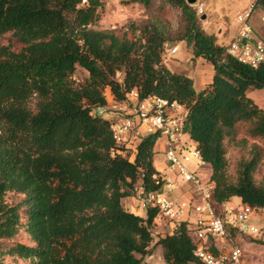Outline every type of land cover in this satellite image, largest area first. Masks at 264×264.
<instances>
[{
	"label": "trees",
	"instance_id": "1",
	"mask_svg": "<svg viewBox=\"0 0 264 264\" xmlns=\"http://www.w3.org/2000/svg\"><path fill=\"white\" fill-rule=\"evenodd\" d=\"M153 1L121 3L147 7ZM195 4L158 0L159 13L179 10L177 29L150 17L132 25L140 33L130 38L93 28L101 0H0V37L11 33L21 45L0 47V264H147L159 211L147 206L142 217L122 199L135 196V188L141 195L162 190L164 179L153 163L162 136L148 133L134 150L118 144L111 119L95 112L107 104L105 86L116 102L136 89L140 99L156 95L183 104V133L210 167L212 204L237 196L243 205L264 209V176L255 177L264 157V108L247 95L264 87V63L254 67L229 55L201 27ZM255 8L264 12V0H255ZM176 41L212 63V80L203 89L163 62L165 46ZM77 67L88 77L75 85ZM230 146L241 152L232 165ZM20 233L28 242L15 240ZM154 245L165 264H203L194 255V228L187 221ZM205 245L219 253L213 237Z\"/></svg>",
	"mask_w": 264,
	"mask_h": 264
},
{
	"label": "built area",
	"instance_id": "2",
	"mask_svg": "<svg viewBox=\"0 0 264 264\" xmlns=\"http://www.w3.org/2000/svg\"><path fill=\"white\" fill-rule=\"evenodd\" d=\"M195 10L198 15H201L203 13L202 5L196 3ZM177 49V44L166 45L163 57L165 53L173 54ZM226 52L242 63L254 67L264 63V41L254 38L247 19L241 23L235 35L226 45ZM111 106L115 111L110 112V109L108 110ZM111 106H108L107 103L96 108L95 112L111 119L110 127L118 144L129 146L132 143L131 136L140 138L139 127L141 125H144L147 133L158 132L166 139L165 159L168 166L183 181L191 183L196 188L202 203L195 205L194 210L200 214H205V216L197 220L194 228L196 237L194 255L203 264H241V250L230 236L229 227H236L242 233L256 236L260 232V227L250 222L255 209L243 204L240 206H222L219 211L215 209L211 202L214 183L209 178L200 179L195 172L189 170L185 163L191 157L202 161L199 150L196 147L188 149L184 146H177L179 137L183 134L187 115L186 107L177 101H168L156 95H149L140 99L136 89L130 90L122 102L114 101ZM117 111L125 113L124 115H115L116 119L112 120L111 113L114 114ZM166 187V191H149L143 195L140 194L139 189L135 188V196L142 207H155L158 209V213L161 212L164 217L173 220L174 228L182 221V208L185 203H177L170 193L173 189L170 180L166 182ZM208 236L219 238L227 243L228 251L219 252L217 255L213 254L205 245V238Z\"/></svg>",
	"mask_w": 264,
	"mask_h": 264
},
{
	"label": "rangeland",
	"instance_id": "3",
	"mask_svg": "<svg viewBox=\"0 0 264 264\" xmlns=\"http://www.w3.org/2000/svg\"><path fill=\"white\" fill-rule=\"evenodd\" d=\"M103 6L101 8V18L93 28L96 29H115L118 34L124 32L127 33L128 37L132 38L139 35V28L136 30H131L132 25L134 27H140L143 21L150 19V17H161L165 20L169 26L176 30L178 23L179 10L173 8H164L161 13L157 10L158 0H154L151 5L145 7L139 3H129L123 4L121 0H101ZM254 0H197L203 7V13L205 15L204 19H201L199 15V23L201 27L208 33L209 31L217 34L219 26H235L243 22L244 19L248 18V25L255 30V32L260 36L257 37L258 40L264 41V20H262V11L258 8L251 9V4ZM219 44H226L225 41H220ZM178 45V49L175 53H165L163 57V62L172 71L184 73L191 77L194 82V88L199 91L203 88L204 83L211 79V72H213L212 63L202 57H195L192 55L189 48L186 46L185 42H175L173 44ZM3 45H9L11 49H19L21 45L14 40L11 33H6L0 37V47ZM193 59V60H192ZM122 73L117 72L116 77L118 79L122 78ZM88 77V73L82 68L77 67L74 74L71 77L72 82L75 85L82 84ZM103 95L105 96L108 106H111L114 102V96L111 92L109 86L103 88ZM248 96L260 107L264 106V88L260 89H250L247 91ZM34 101L31 100L29 105L33 107ZM110 112L115 111L111 107ZM112 114V113H111ZM138 139H133V143H130L128 148L132 149V145L137 144ZM187 147V146H186ZM188 149H193L194 146L190 145ZM264 148V145H263ZM130 149V151H132ZM167 147H165V151ZM241 154L238 147L230 146L227 150L226 156L230 165H232L235 158ZM194 157H191L189 161L185 162L189 170L197 172L196 174L202 180L207 179V172L209 168L205 165H201ZM196 161V162H195ZM264 176V157L262 162L257 168L255 177L257 179ZM13 195L9 194L5 197L6 201H12ZM17 197V196H16ZM130 198L125 197L123 202ZM233 205H241V202L237 201L235 198L232 200ZM146 214L145 210H141L140 214ZM254 217L251 218V223L260 227V232L256 236L248 235L241 232H236L231 235L235 245L241 250L243 254V259L247 264H264V209H255ZM201 216L200 213L195 210L192 211L191 217L194 226L197 224V219ZM254 218V219H253ZM194 220V221H193ZM155 225H152L151 231L153 236V241L150 243L151 254L145 257V262L147 264H164L162 259V249L160 246L154 245L157 238L161 235H166L173 230V220L168 217H164L162 213H158L155 221ZM166 233V234H165ZM17 241L28 242V237L24 233H20L16 239ZM260 241V242H259ZM7 259V258H6ZM1 264H27L26 261H13L12 259H7L1 262Z\"/></svg>",
	"mask_w": 264,
	"mask_h": 264
},
{
	"label": "crops",
	"instance_id": "4",
	"mask_svg": "<svg viewBox=\"0 0 264 264\" xmlns=\"http://www.w3.org/2000/svg\"><path fill=\"white\" fill-rule=\"evenodd\" d=\"M263 16H264V12L262 11V20H263ZM246 19H247V23H248L249 22L248 18H246ZM246 19H244V20L246 21ZM241 23L236 24L235 26H229V27L219 26L220 28L216 31L217 34H215L212 31H209V32L210 33H214V35L217 38V42L218 43H221L220 41H225L226 44H224V43L223 44L226 46L229 43V41L232 39V37L235 35V33L238 30V28L240 27ZM249 26H250V24H249ZM250 28L252 29L254 38L255 39H257V37L260 38V36L255 32V30L251 26H250ZM212 68H213V65H212ZM213 74H214V68H213V72H211V79L209 81H207L206 83H204L203 88L206 87L211 82ZM193 84H194V82H193ZM112 102H114V99H112ZM258 106L260 107V105H258ZM262 108H264V106H262ZM124 113L125 112H122V111L114 112V114L112 113V120H115L116 116H118V115H124ZM139 129H140L141 137H143V136L148 134L147 131H146V128L144 127V125H141L139 127ZM140 138H137L138 141H139ZM133 139H135V138L131 136L130 140H131L132 143H133ZM135 145H132V150L135 149ZM190 145H193L194 147H196V143L193 140L190 139L189 135L186 134V133H183L179 137V142L177 143V146H184L185 148H187V147H190ZM165 147H167L166 139L164 137H160L156 141V144L154 146L155 154L153 156L154 166L159 171V173L162 176V178L164 179V184H163L162 190H164V191L167 190L166 182L168 180H170L172 182V187H173V189L170 191V193L172 194L174 199L177 201V203H185V206L182 208L181 220L182 221H187L189 223L190 227L195 228V226L191 222L192 219H195V218L191 217V213L194 210V206L197 205V204H201L202 200L197 195L196 188L191 183L183 181L182 178L179 175H177V173L168 166V163H167V161L165 159ZM194 160H196L198 162V164L200 163L201 165H205L207 168H209V172H207V176H206L207 178H209L210 177V167H209L208 163H205L203 161H199L196 158ZM127 198H130V199L126 200L125 203L123 202V199H125V197L122 199L123 206L128 211L133 212V213H135L137 215H140L142 217H145L146 214H144V213H143V215L140 214V211L141 210H145V208L141 206V204L138 201V199L136 198V196H133V195L132 196H127ZM233 198H235L237 201L241 202L239 197L234 196V197H231L228 201L222 203V205L219 206V207L214 205L215 209L217 211H219L222 208V206H235V205H233V202H232ZM204 216H205V214H201V216L199 218L197 216L196 219L197 218L200 219L201 217H204ZM253 217L255 219H257L256 216L253 215ZM154 221H155V219H154ZM154 225H155V223H154ZM161 236H164V234L161 235ZM262 237H264V236H262ZM195 239H196V237H195ZM213 239L215 241V246L219 249V252H227L228 251L229 247H228L227 243H225L224 241H222L219 238H214L213 237ZM241 264H247L245 262V260L243 259V254H241Z\"/></svg>",
	"mask_w": 264,
	"mask_h": 264
},
{
	"label": "water",
	"instance_id": "5",
	"mask_svg": "<svg viewBox=\"0 0 264 264\" xmlns=\"http://www.w3.org/2000/svg\"><path fill=\"white\" fill-rule=\"evenodd\" d=\"M196 1L197 0H188V3H190V4H194V3H196ZM205 18V15L203 14V15H201V19H204Z\"/></svg>",
	"mask_w": 264,
	"mask_h": 264
}]
</instances>
